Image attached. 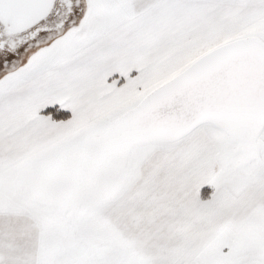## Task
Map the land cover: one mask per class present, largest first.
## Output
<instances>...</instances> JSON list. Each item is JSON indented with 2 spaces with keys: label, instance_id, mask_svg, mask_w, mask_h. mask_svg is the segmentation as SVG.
Wrapping results in <instances>:
<instances>
[{
  "label": "snow or ice",
  "instance_id": "obj_1",
  "mask_svg": "<svg viewBox=\"0 0 264 264\" xmlns=\"http://www.w3.org/2000/svg\"><path fill=\"white\" fill-rule=\"evenodd\" d=\"M0 264H264V0H0Z\"/></svg>",
  "mask_w": 264,
  "mask_h": 264
}]
</instances>
